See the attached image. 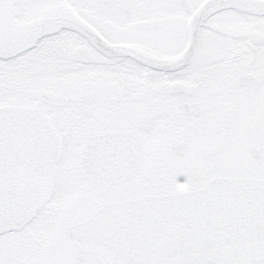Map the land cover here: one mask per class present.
I'll list each match as a JSON object with an SVG mask.
<instances>
[{
	"label": "snow or ice",
	"instance_id": "1",
	"mask_svg": "<svg viewBox=\"0 0 264 264\" xmlns=\"http://www.w3.org/2000/svg\"><path fill=\"white\" fill-rule=\"evenodd\" d=\"M0 264H264V0H0Z\"/></svg>",
	"mask_w": 264,
	"mask_h": 264
}]
</instances>
